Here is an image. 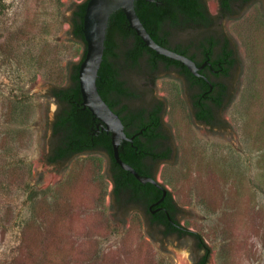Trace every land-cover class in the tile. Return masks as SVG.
I'll list each match as a JSON object with an SVG mask.
<instances>
[{
    "label": "rangeland",
    "instance_id": "obj_1",
    "mask_svg": "<svg viewBox=\"0 0 264 264\" xmlns=\"http://www.w3.org/2000/svg\"><path fill=\"white\" fill-rule=\"evenodd\" d=\"M84 1L0 0V264H193L192 240H153L139 213L120 222L104 154L46 163L49 94L83 56L68 21ZM228 28L242 66L224 128L192 121L177 75L157 82L176 145L157 177L210 247L208 264H264V1Z\"/></svg>",
    "mask_w": 264,
    "mask_h": 264
},
{
    "label": "trees",
    "instance_id": "obj_2",
    "mask_svg": "<svg viewBox=\"0 0 264 264\" xmlns=\"http://www.w3.org/2000/svg\"><path fill=\"white\" fill-rule=\"evenodd\" d=\"M88 1L75 4L73 16L68 21L71 26L69 34L73 36V40L82 43L85 50L81 59L71 64L69 84L66 86L53 85L50 90L49 96L56 102L57 110L51 124L49 148L45 159L48 165L65 170L79 156L104 154L107 157V176L113 184L110 208L120 222L126 224V217L132 212V208L119 213V204L132 205L146 201L147 205H150L159 200L163 192L150 183L142 184L117 164L113 157L111 134L101 131L98 136L91 111L82 106L79 70L87 51L83 27ZM160 1L161 4L136 0L139 17L159 44L167 46L168 41L182 34H189L188 31L202 23L203 4L201 0ZM105 45L104 59L97 80L99 92L114 111L117 109L115 112L122 117L123 122L128 123L133 129L128 135L138 134L133 143L125 141L122 144L120 156L139 174L155 178L161 162L156 163L152 168H146L143 161L148 157L155 159L159 154L154 152L155 146L146 148L140 137H145L148 142L153 143L165 134L163 131L157 132L158 129L161 130L158 111L149 110L143 102L138 101L142 98L143 89L148 91L151 85L153 89L156 87V81L160 77V61H170V59L158 55L147 47L136 32L129 27L128 20L122 11L112 15ZM185 72L192 76L187 69ZM232 100L233 96L226 108ZM121 101H125V104L118 108ZM203 116L206 117V115ZM168 155L170 151L165 152V156ZM114 199L117 200L116 204ZM170 203L181 209L172 193L168 191L164 204L170 208ZM163 219L166 223L165 216ZM189 234L195 238L198 251L202 252L199 259L194 258L193 264H208L211 255L210 247L199 233L189 231ZM149 235L155 240L150 232Z\"/></svg>",
    "mask_w": 264,
    "mask_h": 264
},
{
    "label": "flooded vegetation",
    "instance_id": "obj_3",
    "mask_svg": "<svg viewBox=\"0 0 264 264\" xmlns=\"http://www.w3.org/2000/svg\"><path fill=\"white\" fill-rule=\"evenodd\" d=\"M201 1L203 20L200 26L188 31L187 35L175 37L178 38L176 42L172 39L165 46L193 60L199 67V75L193 74L183 63L169 58L170 61H160V77L156 81V87L153 89V85H151L148 91L142 88L143 95L138 102H143L149 110L158 111L161 130L158 129L157 132L163 131L165 134L164 137L161 136L153 143L148 142L145 137H140L146 148L155 146L154 152L159 154L155 159L151 157L144 159L146 168H152L158 162H161L159 165L161 166L176 153L172 130L164 122L168 109L167 99L157 91V82L162 78V74L173 73L178 76L182 90L188 96V107L194 123L210 130L222 129L226 125L223 113L233 96L235 80L242 66L238 44L235 36L229 31L228 24L240 20L251 6L260 3L261 0H213L214 9L211 7V0ZM185 69L192 76L187 75ZM124 104L125 101H121L118 108L123 107ZM164 111L165 113H163ZM94 122L96 134L99 136L103 130L98 127L99 121L94 120ZM124 125L127 135L133 131L128 123H124ZM137 136L138 134H132L129 137H134L133 141L127 142L133 143ZM169 151L170 155L165 156V152ZM167 196L168 193L159 204L156 203L160 199L150 205H147L146 201L132 205L119 204V213L132 208V212L139 213L143 217L146 229L156 241L175 242L178 244L177 246L179 244L183 246L185 245L184 241L192 240L194 244L192 247L195 252L198 251L195 238L189 234V231L193 230L182 226L179 220V213L182 210L171 203V209L164 204ZM116 202L117 200L114 199L115 204ZM148 210L150 211L148 212ZM164 216L167 220L166 223L163 219ZM195 252L192 255L199 259L200 256H197Z\"/></svg>",
    "mask_w": 264,
    "mask_h": 264
},
{
    "label": "water",
    "instance_id": "obj_4",
    "mask_svg": "<svg viewBox=\"0 0 264 264\" xmlns=\"http://www.w3.org/2000/svg\"><path fill=\"white\" fill-rule=\"evenodd\" d=\"M160 4L157 0H146ZM122 11L129 23V27L143 40L145 45L158 55L179 61L190 71L199 75L196 63L185 55L179 54L168 47L159 44L145 27L136 10V0H89L84 15L83 33L86 41V55L80 65L79 80L82 95V106L91 111L93 119L99 121L98 127L111 134L113 157L117 164L132 174L142 184L150 183L163 192L156 204L161 203L169 189L154 177L143 176L130 164L123 161L120 149L125 141L132 142L125 132V125L120 117L103 99L99 92L97 80L102 66L106 39L111 17L114 13Z\"/></svg>",
    "mask_w": 264,
    "mask_h": 264
}]
</instances>
